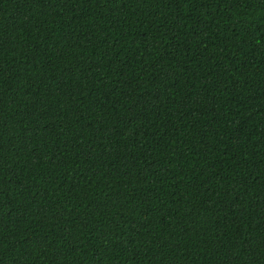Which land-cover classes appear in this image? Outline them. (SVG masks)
I'll list each match as a JSON object with an SVG mask.
<instances>
[{
	"label": "trees",
	"instance_id": "16d2710c",
	"mask_svg": "<svg viewBox=\"0 0 264 264\" xmlns=\"http://www.w3.org/2000/svg\"><path fill=\"white\" fill-rule=\"evenodd\" d=\"M0 264H264V0H0Z\"/></svg>",
	"mask_w": 264,
	"mask_h": 264
}]
</instances>
